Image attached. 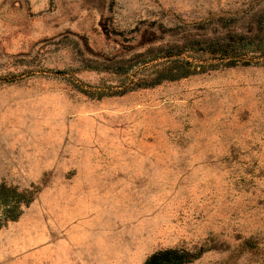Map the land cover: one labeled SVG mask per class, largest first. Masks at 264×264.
<instances>
[{
	"label": "rangeland",
	"instance_id": "rangeland-1",
	"mask_svg": "<svg viewBox=\"0 0 264 264\" xmlns=\"http://www.w3.org/2000/svg\"><path fill=\"white\" fill-rule=\"evenodd\" d=\"M166 247L264 264V0H0V264Z\"/></svg>",
	"mask_w": 264,
	"mask_h": 264
},
{
	"label": "trees",
	"instance_id": "trees-1",
	"mask_svg": "<svg viewBox=\"0 0 264 264\" xmlns=\"http://www.w3.org/2000/svg\"><path fill=\"white\" fill-rule=\"evenodd\" d=\"M14 211L9 212V215L14 217ZM189 260L187 251L180 247H166L157 249L147 255L142 264H181Z\"/></svg>",
	"mask_w": 264,
	"mask_h": 264
},
{
	"label": "crops",
	"instance_id": "crops-1",
	"mask_svg": "<svg viewBox=\"0 0 264 264\" xmlns=\"http://www.w3.org/2000/svg\"><path fill=\"white\" fill-rule=\"evenodd\" d=\"M35 233H36V235L38 234V233H42V231H41V229L40 230H35ZM38 244V243H37ZM40 244V243H39ZM23 245H25V246H29V245H27L26 244V242L25 241H23ZM38 246V245H37ZM37 246H35V247H37ZM29 252V256H30V254L31 253H35V255H36V257L38 258V260H39V264H43V254L41 253V252H38V251H34V250H30V251H28Z\"/></svg>",
	"mask_w": 264,
	"mask_h": 264
}]
</instances>
